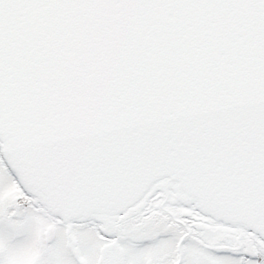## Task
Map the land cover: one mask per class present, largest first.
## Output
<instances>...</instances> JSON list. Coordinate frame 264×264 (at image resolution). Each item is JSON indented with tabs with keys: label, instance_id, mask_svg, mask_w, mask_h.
<instances>
[{
	"label": "snow or ice",
	"instance_id": "obj_1",
	"mask_svg": "<svg viewBox=\"0 0 264 264\" xmlns=\"http://www.w3.org/2000/svg\"><path fill=\"white\" fill-rule=\"evenodd\" d=\"M0 264H264V0H0Z\"/></svg>",
	"mask_w": 264,
	"mask_h": 264
}]
</instances>
